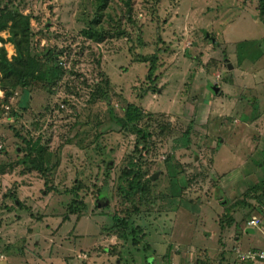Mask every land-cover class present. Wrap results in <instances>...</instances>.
Instances as JSON below:
<instances>
[{"label": "rangeland", "instance_id": "374dc122", "mask_svg": "<svg viewBox=\"0 0 264 264\" xmlns=\"http://www.w3.org/2000/svg\"><path fill=\"white\" fill-rule=\"evenodd\" d=\"M99 1L0 0V7L31 16L35 53H69L52 92L16 88L5 98L0 86V167L13 165L0 175V264H242L244 251L263 248L264 239V221L253 233L244 227L252 217L264 220L259 210L236 204L264 180V23L257 0H108L98 28L110 35L94 43L81 30ZM3 45L8 58L15 55L13 44ZM153 55L147 79L150 63L140 60ZM97 80L109 82L107 94L90 104ZM128 103L153 115L140 127L152 132L145 161L156 184L146 194L152 210L126 217L141 232L125 240L111 227L115 214L124 218L113 192L116 167L134 149V136L116 122ZM189 124L184 148L176 141ZM37 136L59 152L46 178L22 174L16 164L24 159L22 138ZM201 172L204 178L186 183L183 173ZM46 180L58 193L42 192ZM76 185L85 208L63 222L72 201L67 191ZM9 190L23 209L3 198ZM101 193L108 203L97 207ZM226 208L231 224L222 220Z\"/></svg>", "mask_w": 264, "mask_h": 264}, {"label": "trees", "instance_id": "16d2710c", "mask_svg": "<svg viewBox=\"0 0 264 264\" xmlns=\"http://www.w3.org/2000/svg\"><path fill=\"white\" fill-rule=\"evenodd\" d=\"M108 0H100L97 6L93 10V17L89 18L86 21V25L81 30L87 39L94 43H100L106 37L110 35L107 32H103L102 29L98 28L102 12L106 7ZM257 13L258 20L260 23H264V0H257ZM128 15V21L131 22V9L126 10ZM31 16L22 14L16 9H9L7 5L0 7V32L6 31L9 35V38L5 42L13 44L16 53L11 58L7 57L6 50L2 40V47L0 48V86L3 92L5 93V98H8L9 90H14L20 88L27 92L29 87H41L48 92L56 87V84L64 76V65H65V56L68 58V54L65 53V49H60L54 52L52 49L46 50L44 54L40 55L35 53L32 47V29H31ZM118 35L123 34L121 31L117 33ZM64 50V51H63ZM66 55H65V54ZM141 62H149V70L147 79H150L153 71L155 69L156 56L142 57ZM50 63V64H49ZM56 75V78L53 76ZM95 83L94 91L89 95V102L93 104L97 100L105 98L107 94V89L109 87V82L103 80H97ZM107 87V89H105ZM216 88V87H214ZM106 101V100H105ZM13 116L14 113H13ZM153 115L151 113H144L142 109L134 104L128 103L122 109V116L116 117V122L119 127L126 133L134 136V149L125 155L122 163L116 167L117 176L113 182V192L115 195V200L118 202L120 212L124 215V218H120L118 214L113 216V227L111 230L119 232V237L127 240V234H135L141 232V228L134 227L132 223L126 217H135L145 212L151 211V207L154 204V199L149 198L146 194L149 190H152V187L156 184L150 178V172L147 171L148 162L146 163L145 158L149 156L152 149V132L148 128L149 125H145L146 128L140 127V123L145 119L144 123L150 124L149 119ZM77 123V122H76ZM81 126V125H80ZM83 126V125H82ZM37 128V126H36ZM148 128V129H147ZM164 127L160 129L159 134L163 135ZM192 124L187 126L186 131L177 139L176 143H181V146L187 148L189 144V136L191 134ZM100 135H94L92 143L94 145L98 142ZM103 136H101L102 138ZM66 140V139H65ZM24 147L22 152L24 154V159H20L16 164L19 166L22 174H32L36 173L41 177H48L54 174V171L59 165V152L54 153L48 147L47 141H44L41 136L33 139L28 137V139L22 138ZM66 144L72 143L71 138L65 141ZM56 156V162L53 164L51 161L52 156ZM208 164V169L214 164L211 161ZM212 164V165H211ZM182 167V165H181ZM6 169H9V172L13 169V165L6 168L0 167V175L9 174L6 172ZM145 169V170H144ZM183 169V168H182ZM203 171V170H202ZM149 172V174H148ZM205 172V171H204ZM185 175L186 183H192L193 181L204 178L205 174L201 172L200 176L198 175ZM217 173H214V176L211 177L216 183V188L219 189L220 178ZM197 177V178H196ZM194 183V182H193ZM79 184V183H77ZM46 187H43L42 192L44 194L49 193H58L56 186H48L47 180L44 183ZM79 191V186H73L67 193L72 195V201L67 207L66 214L63 215V222L67 221L70 215L80 216L82 213L80 209H84L85 206L82 201L77 200V194ZM8 195L12 198V201L15 206L19 209L22 208V203L15 196L16 194L8 191V193L3 194V198H7ZM99 199L96 202L95 206L98 207L99 203H103V206L107 205L108 197L104 193L99 194ZM264 201V180L258 181L250 185L243 195L237 198L236 204L245 205L247 208L253 210H259V213L264 217L263 205ZM248 202V203H247ZM7 211L13 209V207L8 208L4 204L1 205ZM81 207V208H80ZM23 209V208H22ZM79 209V210H78ZM77 211V212H75ZM226 216L224 220L226 223L231 224L232 218L228 216L231 213L228 208L224 210ZM257 218V217H256ZM259 224L261 219L258 218ZM258 224V225H259ZM247 226V223H246ZM220 228L223 230L222 224ZM255 227H252L253 229ZM133 243H136L133 240ZM249 250V249H248ZM260 253H264L263 250L252 248L249 251H246L242 256H245L244 262H261L257 257ZM254 255L253 259L248 258V255ZM251 255V256H252ZM238 256V254H237ZM243 263L242 260H240ZM264 264V263H263Z\"/></svg>", "mask_w": 264, "mask_h": 264}, {"label": "crops", "instance_id": "0c3cea01", "mask_svg": "<svg viewBox=\"0 0 264 264\" xmlns=\"http://www.w3.org/2000/svg\"><path fill=\"white\" fill-rule=\"evenodd\" d=\"M4 33H6L7 34V32L6 31H4ZM4 36V37H3ZM3 36L1 35L0 36V44H1V40H4V41H6L8 38H9V35L7 34V35H5V34H3ZM8 36V37H7ZM3 37V38H2ZM15 54V53H14ZM264 220H261V222H263ZM262 223H260L259 225H261ZM245 227V229H246V232L247 233H253L254 231H253V229H251V228H249V227H247V226H244ZM261 228H264L263 226H260ZM234 243H235V247H239V248H241V246H239V242H237V239H236V241H234ZM261 245L263 246V248H254V249H260V250H263L264 251V239H263V242H261ZM252 248H249V250H251ZM248 249L246 250V251H249ZM246 251H244V252H246ZM242 264H263V263H257V262H251V261H248V262H244L243 261V263Z\"/></svg>", "mask_w": 264, "mask_h": 264}, {"label": "built area", "instance_id": "2783aa9c", "mask_svg": "<svg viewBox=\"0 0 264 264\" xmlns=\"http://www.w3.org/2000/svg\"><path fill=\"white\" fill-rule=\"evenodd\" d=\"M258 224H259V220H258V218H256V217H252L249 221H248V223H247V227H249V228H252V227H256V226H258ZM252 254H249L248 255V258H250V259H253L254 258V255H252ZM261 262H263L264 263V253H260L259 255H258V257H257ZM244 259H245V256H241V260L242 261H244Z\"/></svg>", "mask_w": 264, "mask_h": 264}, {"label": "water", "instance_id": "95a60500", "mask_svg": "<svg viewBox=\"0 0 264 264\" xmlns=\"http://www.w3.org/2000/svg\"><path fill=\"white\" fill-rule=\"evenodd\" d=\"M211 88L214 90V87L211 86ZM215 92H217V89H215ZM154 176H155V175H153V176L151 177V180H152V181L154 180ZM102 204H103V203H99V204H98V207H100Z\"/></svg>", "mask_w": 264, "mask_h": 264}]
</instances>
